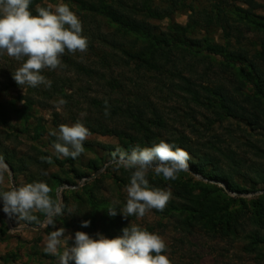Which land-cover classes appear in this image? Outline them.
I'll use <instances>...</instances> for the list:
<instances>
[{
  "label": "trees",
  "instance_id": "1",
  "mask_svg": "<svg viewBox=\"0 0 264 264\" xmlns=\"http://www.w3.org/2000/svg\"><path fill=\"white\" fill-rule=\"evenodd\" d=\"M53 1L32 0L30 10L36 15L37 5L47 7ZM64 1L75 8L74 12L82 21V34L88 39L86 52L96 59L94 65L97 67L84 65L83 53L72 54L66 50L61 56V67L51 71L45 69L41 73L51 80V88L44 85L32 88L19 86L12 78V72L21 62L7 54L0 56V67L9 68V75L6 76L8 82H0L1 91L7 94L13 88L25 89L24 95H17L5 103L0 102V127L17 129L18 134L28 135L31 132L33 144L30 148L39 158L28 155L23 162L11 164L9 156L0 154V162L10 165L16 174H25V184L46 182L52 189L50 195L54 199L56 187L75 186L76 181L98 171L105 163L103 154L86 160L84 168L87 171H83L81 155L72 159L55 154V137L49 133L58 129V122L53 121L51 127L41 123L33 112L34 105L58 92L66 101L63 105L68 110L80 107L71 93L67 94L66 89L75 90L73 80L66 74L68 72L76 76L96 73L99 79L105 80L112 92L121 95L127 81H123V77L117 80L115 77H106L115 69H127L140 77L154 74L164 77L168 83L160 84L157 91L164 93L165 99L167 96L179 98L186 110L192 111L190 107L195 106L208 111L217 121L234 122L239 132L237 135L229 133V136H233L235 143L246 150L250 159H243L235 150L220 148V142L211 138L200 142V147L197 138H188L184 134L175 139H164L163 131L172 129L173 122L187 125L190 132L198 137L210 128L198 123L194 115L188 112H182L177 120L161 113L162 110L150 99V90L136 91L132 95L133 99L129 96L111 102L110 98H106L110 113L107 116L104 114L106 99H90L93 112L91 119L88 118L90 121L85 123L89 131L101 135L109 133L118 139V151L129 154L137 144L143 147L161 140L172 144L171 141H175L177 147L189 154L188 172L208 181L223 182L228 189L237 193L264 190V3L261 5L249 0L244 3L246 6H242L237 0ZM177 13L187 15L184 26L174 21L173 17ZM166 20L169 23L162 27L161 23ZM99 68L106 72L99 71ZM70 116L72 122L80 120L83 123V118L73 113ZM108 122H120L121 128H109ZM44 144H48L53 153L38 149ZM84 146L87 149L91 144L84 142ZM97 147L106 155L117 153V148L112 146L97 144ZM41 157H50L51 163L42 161ZM251 159L252 163L247 165ZM54 166L58 172L48 176L39 174V171ZM147 178L152 187L164 189L163 177L157 178L155 174L149 173ZM98 182L99 178H94V188L87 191L84 200L79 195L83 188L80 191L64 190L62 203L64 210L73 198H77L75 203L78 205L86 203L90 211L86 212V219L92 213L94 219V214L102 210L103 224L96 230V222L90 221L86 233L95 235L98 231L108 238H114L122 235V229L128 225L118 215L109 218L107 203L96 197L99 189L95 185ZM117 182L126 185L130 177L118 178ZM171 182L176 197L188 195L190 200L197 203L194 224L186 225L199 227L211 238L238 237L243 234L248 244L247 251L264 258V193L249 200L218 199L216 193L222 190L213 185L198 184L199 194L192 195L194 193L186 187V183ZM259 186L263 188L258 189ZM188 209V205L180 204L177 207L170 200L164 211L185 214L192 211ZM30 224L36 225L33 222Z\"/></svg>",
  "mask_w": 264,
  "mask_h": 264
},
{
  "label": "rangeland",
  "instance_id": "2",
  "mask_svg": "<svg viewBox=\"0 0 264 264\" xmlns=\"http://www.w3.org/2000/svg\"><path fill=\"white\" fill-rule=\"evenodd\" d=\"M246 1L249 0H237L236 2L242 6H246L244 4ZM251 1L261 5L264 3V0ZM59 2L60 0H54L51 4L54 5ZM63 2L67 3L64 0ZM70 8L74 12L75 8L73 6ZM257 12L261 11L257 10ZM261 13H263V11ZM173 18L179 26H184L187 21V15L185 13H177ZM168 23L169 22L166 20L161 23V26L165 27ZM95 63L96 59L94 57L87 54V52L83 53L84 65L89 67L91 66V68H96L97 66L94 65ZM89 67H87V70L92 72ZM8 69L9 68L0 67V82H8L6 79V76L9 75ZM99 71L106 72L103 68H99ZM58 72L60 71L58 70ZM63 74L64 73H61V75ZM66 74L73 80L75 89L74 91L66 89L67 94L71 93L73 98L80 104V107H71L68 110L65 105H59L58 101L62 98V94L58 92L50 95L49 99L42 100L40 103L38 101V103L34 105L33 112H35L38 118H40L41 123H44L46 126L51 127L53 121L55 120L58 122V126L61 124L71 125L75 123L70 119V113H73V115L83 118V124L86 127L85 123L90 121L93 112L92 106L89 104L90 99L110 98V101L114 102L113 100H122L126 97L132 96L136 94V91L139 92L140 89H142V92L144 90H150V92H152V94L150 93V99L152 102L157 104L158 108L162 110L161 113L169 114L170 118L177 120L182 112H188V114L194 115V118L197 119L198 123H202L206 128H210L207 133L198 137L197 135L190 132V128H188L187 125L181 126L178 122H173L172 129L166 132L163 131L164 139H175L184 134L188 138H197L199 140L198 144L200 147V142L211 138L216 142H220V148H229L231 150H235L243 159H247V161L250 159V156L246 154V150L235 143L233 136H229V133L237 135L239 132V130L234 126V122L217 121L208 113V111L195 106L190 107L192 111L186 110V106H184L183 102L180 101L179 98H170L167 96L168 98L165 99L164 93L162 94L160 91H157V88H160V84L166 85L168 83L164 77L158 76L157 74L144 75L140 77L132 72H128L127 69H115L111 75L107 74L106 79L115 77L117 80L123 77V81H127L124 84L125 88L121 96L116 92H112L107 86L105 80L99 79L96 73H88V75L83 73V76L72 75L73 73L71 72ZM152 89H154V92ZM6 93L7 94H5V92L3 93V91L0 89V102L5 103L10 98H14L17 95H24L25 89L18 90L13 88L8 90ZM131 98L133 99V96ZM88 118L90 119L88 120ZM107 127L121 128V123L108 122ZM17 132H19L17 129L13 130L10 127H0L1 156H9V162L11 164L23 162V160H25L28 155L39 159L38 156L32 151V148H30V146L33 144L31 142L33 135L30 130L28 131L30 132L28 135L21 133L18 134ZM89 132L90 135L85 142L90 143L91 146L90 148L86 149L83 145L84 152L81 154L83 171H87L84 168L87 159H94L103 154L102 159L105 163L98 171L95 172L99 173L94 177L99 178V182L95 185V187H98L99 189L96 192V197L99 201L106 202L108 208L115 204L117 211H119L126 203L127 194L124 189L128 183L126 185L122 184L117 182V179L123 178L124 176L130 177V173L123 168H117L114 163V161L118 159V139L109 133L101 135L91 131ZM171 142L176 145L175 141ZM97 144H103L117 148V153L106 155L105 153H102L100 148L97 147ZM38 147V149L42 151L50 150V152L53 153V149L50 148L48 144ZM251 163L252 159L251 162L249 161L246 164L249 165ZM81 167L82 166H80V168ZM58 171L59 170L56 166L47 167L45 171H39V174H45L48 176L50 173ZM95 173L90 174L88 177H85L80 181H76L75 186L71 187L68 185H62L60 187H56L54 190L55 199H58L62 202L64 190L69 189L80 191V189L83 188V192H79V195L82 196L84 200L86 198L87 191L94 188V178L91 177ZM149 173H151V175L154 174L151 171ZM25 176V174L14 173L10 165L5 162H0V181H2L0 182V191L9 190L12 187L22 186L26 181ZM156 177L162 178V176ZM161 180L163 182L162 184H165V187L162 190H170V200H173L175 206L179 207L180 204H186L189 206L188 210L192 209L194 212L188 211L187 213L183 214L179 211L166 212L164 210L157 211L152 209L140 219L135 216L125 218L119 213L117 215L121 218V221H123L128 226L131 224H137L149 232L159 234L167 245V251L165 254L168 255L169 259L171 260V264H264V258L258 256L257 253L247 251L248 244H246V240L243 239V234H240L238 237L211 238V236L205 234L204 231L199 227H193L191 225L189 227L186 225V223L194 224L197 213L196 201L190 200L188 195H183V198L176 197L173 194L171 180H165L164 178ZM175 181L186 183V187L191 190L192 193H194L192 195L199 194L200 190L199 186H197L198 184L213 185L222 190L216 193L218 199L242 198L244 200H249L252 197L264 193V190H258L250 193H237L228 188L226 190L223 186L225 183L220 181H208L206 178L188 171L179 173L178 178ZM259 188L263 187L259 186L258 189ZM75 199L77 198L70 200V203L66 210H64L63 215L56 216L54 218L55 226L49 224L46 217L40 213H35L37 216L36 221L21 220L16 216L9 218L3 212V203L2 200H0V230L2 232L0 234V264H58L57 256L50 255L44 251L45 242L50 232L63 227L66 230L65 238L69 234L74 237L76 231H87L86 228L82 229L81 224H79L80 221L84 220L95 221L97 226L96 230H98L103 224L102 210H98L94 214V219L93 213L86 219L85 214L87 211H89L88 206L84 202L83 206L78 205V203H75ZM69 209H71V212H69ZM109 218L112 217L109 216ZM30 222H33L36 225L32 226ZM90 236L96 238V234ZM72 243L73 241L70 240L69 245L71 246ZM59 251L62 252L63 249L61 248ZM70 264H73V262H70Z\"/></svg>",
  "mask_w": 264,
  "mask_h": 264
},
{
  "label": "clouds",
  "instance_id": "3",
  "mask_svg": "<svg viewBox=\"0 0 264 264\" xmlns=\"http://www.w3.org/2000/svg\"><path fill=\"white\" fill-rule=\"evenodd\" d=\"M32 0H0V56L21 62L12 72L17 85L35 88L44 85L51 88V80L41 73L61 67V56L68 53H84L88 48L82 21L67 3L60 0L47 7L37 5L36 15L30 10ZM64 99L58 101L65 104ZM105 116L109 115V105L105 100ZM55 137V154L64 158H78L84 152V142L90 135L89 129L77 120L75 123L61 124L51 130ZM189 154L175 144L164 140L151 146L135 145L130 154L119 151L114 161L117 168L130 173L126 185V203L117 211L115 204L107 209L110 217L118 213L127 218H143L152 209L163 211L171 199L170 190L152 187L149 172L162 176L165 180H176L178 174L188 171ZM51 163L50 157H41ZM2 182V181H0ZM52 189L46 182L36 181L19 187L0 191L3 212L9 217L16 216L27 221H36L35 213L43 214L48 223L55 226L54 218L64 214V205L54 199ZM71 212V209H69ZM84 220L81 227L90 226ZM60 227L47 236L44 251L58 257V264H171L166 255L167 245L157 233L149 232L137 224L122 229V235L108 238L97 232L96 238L88 233L76 231L74 237L67 235ZM73 241L69 245V241ZM63 251H59L60 249Z\"/></svg>",
  "mask_w": 264,
  "mask_h": 264
},
{
  "label": "water",
  "instance_id": "4",
  "mask_svg": "<svg viewBox=\"0 0 264 264\" xmlns=\"http://www.w3.org/2000/svg\"><path fill=\"white\" fill-rule=\"evenodd\" d=\"M9 170H10V169H9ZM10 172H11V170H10ZM98 173H99V172L95 173L91 178H94ZM223 186H224V188L227 190L226 185L224 184ZM5 215H6V214H5Z\"/></svg>",
  "mask_w": 264,
  "mask_h": 264
}]
</instances>
